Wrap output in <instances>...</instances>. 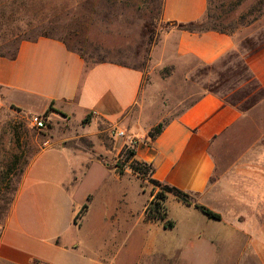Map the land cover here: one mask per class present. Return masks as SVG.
<instances>
[{
  "label": "crops",
  "instance_id": "0c3cea01",
  "mask_svg": "<svg viewBox=\"0 0 264 264\" xmlns=\"http://www.w3.org/2000/svg\"><path fill=\"white\" fill-rule=\"evenodd\" d=\"M207 9L208 0L163 1L162 19L175 26L171 31L175 56L192 60L185 77L202 93L153 140L146 136L149 129H138V118L130 117L141 96L142 71L114 62L89 66L62 41L46 37L22 40L13 58L0 57V115L12 109L26 116L41 115L51 107L50 120L62 118L81 130L73 138L46 142L25 168L0 228V264H116L115 237L99 236L100 228L120 233L137 226L150 248L158 245L169 257L178 248L197 249L203 242L200 248L225 245L242 250L232 264H264V176L222 172L234 168V163L220 154L224 140L243 137L248 130L259 132L250 144L257 146L255 153H264V140L258 141L264 138V25L240 38L181 29L202 21ZM87 115L90 122L82 125ZM120 130L137 138L134 160L152 165L153 179L192 194L220 220L168 195L164 206L173 227L164 229L145 214L152 196L137 214L130 182L140 178L128 165L103 162L65 144ZM125 139L113 137L116 155L127 144ZM92 167L98 175L81 191L79 185ZM245 201L255 204L250 205L251 214L249 207H239ZM84 204L87 210L75 222ZM95 212L100 224L95 234L102 248L93 245L97 252H91L83 248L80 237ZM235 234L243 240L233 242Z\"/></svg>",
  "mask_w": 264,
  "mask_h": 264
},
{
  "label": "rangeland",
  "instance_id": "374dc122",
  "mask_svg": "<svg viewBox=\"0 0 264 264\" xmlns=\"http://www.w3.org/2000/svg\"><path fill=\"white\" fill-rule=\"evenodd\" d=\"M162 5L163 0H0V57L9 58L15 54L22 40H35L47 34L67 42L71 49L84 55L89 64L114 62L142 71L141 96L130 117L138 118V129H149L147 136L158 125L163 126L177 117L202 93L185 77V70L192 60L175 56V43L171 36L175 26L162 19ZM262 25L264 0H208L203 28L220 29L240 38ZM29 119L30 116L14 109L0 115V228L8 212V201L17 185L16 173L24 162L43 148L46 142L81 134L77 125L62 118L56 121L48 118L47 127L43 130L35 129ZM255 123H252V129ZM259 135L256 130H248L243 137L237 135L224 140L220 154L227 156L229 164L234 163V168L221 171H230L232 175L238 172L240 177L264 176V168L260 165V162L264 163V153H255L257 146L250 144V140H256ZM133 140L138 141L137 138ZM261 140L264 138L258 141ZM65 142L76 151L89 153L90 157L103 162H115L122 168L131 164L126 160V150L135 147L124 145L116 155L113 136L108 131L99 133L98 138L78 137ZM247 148L250 151L245 152ZM257 159L260 161L258 165ZM86 164L91 166L88 161ZM235 164L243 167L236 168ZM97 175L98 170L92 167L82 179L80 190L90 188ZM234 187L244 189L246 186L235 184ZM259 187L253 186L257 191ZM130 188L137 214L148 195L158 192L147 181L136 178L130 182ZM253 203L245 201L239 207H249L248 214H251L253 207L250 205H255ZM169 211L173 213L172 208ZM96 218L95 212L80 237L83 248L91 252H97L92 249L93 245L102 248L100 238L95 234L100 228ZM225 219L229 218L225 216ZM91 229H94L92 234ZM98 235L115 237L112 252L116 264H232L242 251L229 250L224 248L225 245L222 248H200V244H203L200 242L199 249L185 248L179 252L178 248L169 257L166 250H160L158 245L150 248L148 239L140 234L138 226L134 231L120 233L100 228ZM161 237V234H157L158 240ZM240 239L243 240L240 235L232 236L233 242Z\"/></svg>",
  "mask_w": 264,
  "mask_h": 264
},
{
  "label": "trees",
  "instance_id": "16d2710c",
  "mask_svg": "<svg viewBox=\"0 0 264 264\" xmlns=\"http://www.w3.org/2000/svg\"><path fill=\"white\" fill-rule=\"evenodd\" d=\"M164 1V0H163ZM204 26V19L198 23H192L189 25H183L180 26L181 29H184L186 31L189 32H202V31H206V30H213V31H218L220 33H225L228 34L226 32H224L223 30L220 29H216V28H203ZM40 37H46V38H53V39H58V38H54L53 36L47 35V34H42L40 35L38 38ZM37 38V39H38ZM60 41H62L69 50L75 51L73 49L70 48L69 44L67 42H65L64 40L58 39ZM77 53H79L78 51H75ZM80 54V53H79ZM81 57L83 58V60L85 61V63L87 65H94L97 63H101V62H105V61H99V62H91L90 64L88 63L87 59L85 58L84 55L80 54ZM15 56V54H13L11 57L9 58H13ZM89 59H92V57H89ZM52 108L49 107L48 110L46 111V113H44L42 116L44 117H48V112L51 111ZM90 122V117L89 115H87L81 122L82 125H87ZM163 126L162 125H158L153 131H150L147 135V137L151 140H153L154 138H156L162 131ZM134 149H130L128 148L126 150V160L131 161V164L128 165L129 169L133 172V174H135L138 178L147 181L148 183H150L154 188L158 189V192L155 193V195H152V199L147 203L146 207H145V214L146 216L151 219V220H155V221H159L163 224V228L164 229H171L173 227V222L167 220V216H166V208L164 206V202L167 198L168 195L173 196L176 200L181 201L184 204L187 205H194V207L196 209H198L201 213H203L205 216H207L210 219H214V220H220V215L213 212L212 210L208 209L205 206L199 205L194 201V196L190 193L184 192L176 187L167 185V184H163L159 181H156L155 179H153V173H154V167L150 164L144 163V162H139L137 160H134ZM36 155L33 154L26 162H24V164L20 167V169H18L16 176H17V185L14 188L11 198L8 201V209L9 210L16 191H17V187H18V183L20 180L21 175L23 174L25 168L27 167V165L30 163L31 159ZM116 166H118V164H116ZM88 205L84 204L80 211L78 212V214L75 216V222L77 219H79L82 215H84V213L87 210Z\"/></svg>",
  "mask_w": 264,
  "mask_h": 264
},
{
  "label": "built area",
  "instance_id": "2783aa9c",
  "mask_svg": "<svg viewBox=\"0 0 264 264\" xmlns=\"http://www.w3.org/2000/svg\"><path fill=\"white\" fill-rule=\"evenodd\" d=\"M42 115L43 114L30 116V124L37 130H43L47 127L48 117H44ZM112 136L117 138H127V147L132 148L137 144V141L133 140L134 138L127 137L126 134L121 130L113 132Z\"/></svg>",
  "mask_w": 264,
  "mask_h": 264
}]
</instances>
